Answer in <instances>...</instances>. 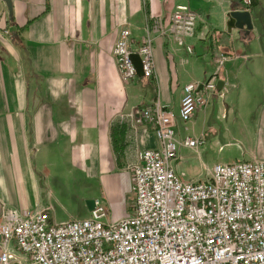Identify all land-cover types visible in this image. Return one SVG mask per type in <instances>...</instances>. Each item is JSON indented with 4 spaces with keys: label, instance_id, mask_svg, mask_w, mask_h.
<instances>
[{
    "label": "crops",
    "instance_id": "1",
    "mask_svg": "<svg viewBox=\"0 0 264 264\" xmlns=\"http://www.w3.org/2000/svg\"><path fill=\"white\" fill-rule=\"evenodd\" d=\"M12 3L10 16L0 0V213L47 207L64 178L84 176L98 186L85 187L84 197L106 204L108 221L125 216L139 152L158 146L151 125L133 113L156 99L174 112L179 140H200L194 148L180 145L175 166L183 177L186 166H206L215 153L225 157L217 163L264 160V0L251 11L254 30L246 39L225 24L228 12L247 9L242 0ZM177 5L200 16L188 39L194 52L151 32L154 75L123 81L113 56L119 29L129 27L138 46L146 25L156 18L168 25ZM218 53L228 56L221 66ZM212 75L222 89L181 120L184 86L200 89Z\"/></svg>",
    "mask_w": 264,
    "mask_h": 264
},
{
    "label": "built area",
    "instance_id": "2",
    "mask_svg": "<svg viewBox=\"0 0 264 264\" xmlns=\"http://www.w3.org/2000/svg\"><path fill=\"white\" fill-rule=\"evenodd\" d=\"M245 6L252 0H242ZM200 16L177 5L168 25L156 18L146 25V38L135 46L122 26L113 56L123 81L137 77L132 53L139 55L145 77L155 73L151 32L172 37L188 53ZM10 34L8 29H4ZM221 66L228 57L218 53ZM216 75L201 89L183 88L179 117L191 118L217 90ZM135 115L151 125L158 141L141 150L132 167V209L108 221L109 207L96 203L89 217L58 222L52 206L40 210L3 207L0 213V264H264V160L216 163L200 179L187 181L175 163L180 145L194 148L200 140H179L176 116L159 99L136 107Z\"/></svg>",
    "mask_w": 264,
    "mask_h": 264
},
{
    "label": "rangeland",
    "instance_id": "3",
    "mask_svg": "<svg viewBox=\"0 0 264 264\" xmlns=\"http://www.w3.org/2000/svg\"><path fill=\"white\" fill-rule=\"evenodd\" d=\"M223 158H225L223 155H218L215 153V155L212 157L207 158L206 162L208 165L206 166L202 167L197 163L186 166L184 174L185 180L191 181L202 178L209 167L214 166L215 163ZM55 187H60V189L56 190V195H54V198L48 201V204L49 206H53L55 208V211L53 212L58 222L67 221L72 218L84 219L89 217L90 211L87 205L88 199L84 197V189L85 187H89L92 192H96L98 186L95 182H89L88 179L84 178V176H82L80 179L77 178V180L66 177L61 183L58 184V186ZM55 187L52 185V188Z\"/></svg>",
    "mask_w": 264,
    "mask_h": 264
},
{
    "label": "water",
    "instance_id": "4",
    "mask_svg": "<svg viewBox=\"0 0 264 264\" xmlns=\"http://www.w3.org/2000/svg\"><path fill=\"white\" fill-rule=\"evenodd\" d=\"M9 12V15L13 14V3L12 0H4ZM226 30L229 34H233L236 32L237 35L242 37V39H246L250 37L251 33L254 30V22L251 11L249 10H233L227 13L226 15ZM131 58L135 64L136 72L138 76L143 75V68L141 59L138 54L132 53ZM202 86H200L201 89ZM223 87V81L217 82V89L221 90ZM87 205L89 211L93 210L96 205V201L94 199L87 200Z\"/></svg>",
    "mask_w": 264,
    "mask_h": 264
},
{
    "label": "trees",
    "instance_id": "5",
    "mask_svg": "<svg viewBox=\"0 0 264 264\" xmlns=\"http://www.w3.org/2000/svg\"><path fill=\"white\" fill-rule=\"evenodd\" d=\"M257 4H258V0H252L251 4L248 5V6H245V7H246L247 9H249L250 11H252L253 8H254L255 6H257ZM261 20H262V24H264V16L261 17Z\"/></svg>",
    "mask_w": 264,
    "mask_h": 264
}]
</instances>
